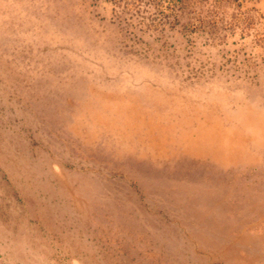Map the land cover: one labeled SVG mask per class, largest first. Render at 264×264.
Returning <instances> with one entry per match:
<instances>
[{
  "label": "rangeland",
  "instance_id": "1",
  "mask_svg": "<svg viewBox=\"0 0 264 264\" xmlns=\"http://www.w3.org/2000/svg\"><path fill=\"white\" fill-rule=\"evenodd\" d=\"M254 121L264 0H0V264H264ZM217 126L227 163L192 151ZM190 180L227 230L187 221Z\"/></svg>",
  "mask_w": 264,
  "mask_h": 264
},
{
  "label": "bare ground",
  "instance_id": "2",
  "mask_svg": "<svg viewBox=\"0 0 264 264\" xmlns=\"http://www.w3.org/2000/svg\"><path fill=\"white\" fill-rule=\"evenodd\" d=\"M256 111V110H254ZM252 114V112H249L248 115ZM247 125H251L250 127H263L262 130L264 129V122H258V121H254L251 123H248ZM209 131V133L212 134H207L206 135V131L205 130H201L200 129V134L206 135L203 136L202 138H198L196 140L198 143V147L202 144L203 148H194L192 149L193 152H197L199 154H202L203 151H209L210 153L214 154H218L221 156H226L225 162L227 163V156L229 155V153L231 154H236V153H240L243 150L244 147V140H241V134H236L235 137L236 139H234L233 137H230V135L228 134L229 131H226L225 129H223L222 127H209L207 129ZM213 131V132H212ZM257 131L258 130H254ZM240 132V131H239ZM261 134H264V132H262ZM209 135V136H208ZM251 135H254L253 132L252 134H249V136L247 134H245V136L243 135V137H245L247 139V137H250ZM234 136V135H233ZM238 136V138H237ZM247 136V137H246ZM264 148V147H263ZM153 177H157V176H153ZM189 184H184L182 187L180 188H176L175 191L177 192V197H176V201H180L181 203H185L187 204V209L184 208V210L181 211H185L187 210V216L189 217V219L187 220L189 223L191 224H204V225H208L205 224L203 222H201L202 220H205V222H207V220H209V224H212L214 229H213V233L215 234V230L216 231H222V229L227 230L228 225L222 224L220 223L221 221H216V219H218L217 217H222L223 214H225L226 212H230L229 210L225 211L224 208H220L221 212L217 213L215 215L214 211H215V207L211 208L210 206H212L213 203V199L212 196L215 198L216 196L222 195L224 192H221V184L215 183V184H209V183H203L201 184L199 181L197 180H190L188 182ZM226 206V205H225ZM209 208L210 212L205 211V209ZM225 211V212H224ZM221 213V214H220ZM217 216V217H216ZM201 220V221H200ZM199 237L200 236H207V239L204 240L205 244L211 243L210 241H212L213 239H211L213 235L212 233H206V232H199ZM214 242V241H213ZM170 245V244H168ZM173 245V244H172ZM213 244L207 245L205 248H203L201 246L197 245L196 249H194L195 253H198L202 251H205L207 248L213 247ZM171 248H173L172 246L169 248V251L171 250ZM238 251V249L235 248V252ZM198 254H196V256H198ZM239 254V253H238ZM228 255V254H226ZM197 257H195V262ZM195 264V263H194Z\"/></svg>",
  "mask_w": 264,
  "mask_h": 264
}]
</instances>
